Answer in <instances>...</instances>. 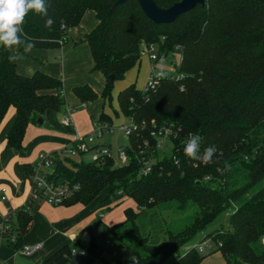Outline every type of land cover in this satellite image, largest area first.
<instances>
[{
  "label": "trees",
  "instance_id": "16d2710c",
  "mask_svg": "<svg viewBox=\"0 0 264 264\" xmlns=\"http://www.w3.org/2000/svg\"><path fill=\"white\" fill-rule=\"evenodd\" d=\"M115 1L47 0L56 23L46 27V18L30 12L23 25L32 49L55 48L87 10H94L99 22L84 41L94 69L106 76L104 101L111 102L115 81L138 63L145 45H156L159 58L181 54L177 74L160 77L154 88L133 82L119 91L115 116L122 113L138 125L128 135L126 163L117 165L112 155L98 163L53 152L51 179L79 186L60 205H89L106 187L124 191L136 203L125 209L124 220L109 227L130 258L102 256L89 228L77 234L74 245L105 264H163L231 209L227 225L209 233L211 243L226 264H264V0H206L168 25L152 21L137 0L112 7ZM177 1L155 0L163 8ZM19 51L24 53L22 47ZM9 55L0 47V124L13 106L6 148H21L28 125L48 110H60L65 96L59 77L41 69L22 74ZM74 93L84 103L99 98L87 84L74 87ZM98 121L113 124V116L103 110ZM163 126L180 133L171 152L160 157V137L151 132ZM188 134L201 137V152L215 147L211 163L184 155L181 140ZM150 159L152 170L142 174V161ZM19 170L30 178L34 165L20 164ZM36 203L15 209L9 218L8 246H23ZM71 257L67 244L36 264H67ZM204 257L192 246L171 264H200Z\"/></svg>",
  "mask_w": 264,
  "mask_h": 264
},
{
  "label": "crops",
  "instance_id": "0c3cea01",
  "mask_svg": "<svg viewBox=\"0 0 264 264\" xmlns=\"http://www.w3.org/2000/svg\"><path fill=\"white\" fill-rule=\"evenodd\" d=\"M98 22L96 12L87 10L80 23L68 30L67 42L51 48L55 49V53L59 51V56L53 55L51 49L46 48H34L27 53L19 51L24 58L15 62L17 70L30 75L41 69L59 77L63 82L65 104L60 110L46 111L41 116L44 119L43 125H38L37 120L31 122L21 148H6L7 132L15 117V108L11 106L6 112L0 124V215L4 216L10 209L22 206L29 208L26 200L31 191V183L20 172V164L35 165L40 152L58 151L63 141L71 139L73 142L79 135L93 131L102 110L94 118L88 103L82 102L74 93V87L87 84L99 94L96 101L103 100L101 94L107 79L101 71L94 69L90 46L84 41L85 35ZM148 58L153 61L149 55ZM152 69L154 67L149 71L147 79ZM144 85L139 88L143 89ZM65 116L70 117V123L64 122ZM2 195L5 199L1 198ZM81 208L83 205H54L47 201H39L34 205L32 220L23 241L28 244L40 243L41 246L30 256V264L44 261L62 246L74 242L77 234L87 228V219L78 218ZM200 251L205 255L200 264H226L223 254L215 249L213 243L210 242V246Z\"/></svg>",
  "mask_w": 264,
  "mask_h": 264
},
{
  "label": "rangeland",
  "instance_id": "374dc122",
  "mask_svg": "<svg viewBox=\"0 0 264 264\" xmlns=\"http://www.w3.org/2000/svg\"><path fill=\"white\" fill-rule=\"evenodd\" d=\"M157 47V46H156ZM51 49V48H50ZM49 49V50H50ZM55 49H51V53L53 55L57 54L59 56V51L54 52ZM170 58L166 60L163 59V63L161 64V58L157 60H153L152 62L148 58L147 50H142L140 54V60L138 63L132 67L125 75L123 79L116 80L114 83V88L112 91V100L111 102L101 100L89 102V110L94 114V118L99 114L102 110L109 111L111 114L114 113V109L120 112V108L118 105L117 95L119 90L132 81L136 83L138 87H142L145 84L149 71L152 67L156 73L162 71L164 74L174 75L177 74V67L181 60V54L179 52H173L170 55ZM32 72V71H31ZM132 80V81H131ZM103 106V107H102ZM82 109H86L83 107ZM57 112V111H55ZM113 132H105L103 135L98 136L92 141L90 144L100 143L111 146L112 157L114 162L117 165H121L120 153L121 149L126 148L129 144V138L127 134L120 130L118 127L121 123H125L128 119L120 113L119 116H115L113 114ZM90 132V131H89ZM88 132V133H89ZM92 132V131H91ZM90 132V133H91ZM84 133V135L88 134ZM83 134L79 135L74 140L84 136ZM162 146L158 150V155L161 157L164 154H169L172 149L171 141L167 139H162ZM71 139L63 141L62 147L58 150L61 158L65 156L70 157L74 160L89 159L90 153L77 156H69L66 152L64 153V149L68 148L71 145ZM126 151V150H125ZM47 152V151H45ZM264 183V182H263ZM83 205V208L78 212L79 219H87V228L91 229L97 245L101 252H105L109 257H118V258H130L131 252L126 248V246L110 233L109 227L114 224L124 220L125 218V209L128 207L136 208V203L133 198L128 196L124 191L120 193L111 192L109 187H106L97 197L96 199L89 205ZM75 205V204H73ZM231 209L225 210L218 219L210 225L207 229L199 232L196 237L190 241V243L181 246L177 249V251L168 257L163 264H171L173 263L179 256L184 254L187 250H189L192 246L201 245V243H210L211 237L208 236L211 231L220 227L221 225H227L229 215L231 213ZM185 215V214H184ZM178 216V215H176ZM0 237V243H2L3 251L0 252V260L8 262V264H30V256H24L21 254V248H16L13 246H8ZM72 251L76 250V246L73 242L69 243ZM1 245V244H0ZM23 245H28V243H23ZM115 253V255H114Z\"/></svg>",
  "mask_w": 264,
  "mask_h": 264
},
{
  "label": "built area",
  "instance_id": "2783aa9c",
  "mask_svg": "<svg viewBox=\"0 0 264 264\" xmlns=\"http://www.w3.org/2000/svg\"><path fill=\"white\" fill-rule=\"evenodd\" d=\"M67 42L66 39H62L60 43L63 45ZM147 50L150 59L157 60L158 52L157 47L154 44L145 45L143 50ZM164 60H166V56H162ZM160 59V58H159ZM172 76V75H170ZM160 77L157 75L154 69H152L151 74L149 75L143 89L148 90L150 88H154L159 83ZM183 88V87H182ZM71 119L68 116H65L64 122L70 123ZM138 125L131 119H128L127 122L121 123L119 125V129L123 130L127 136L130 135L134 130H136ZM114 126L108 122L96 121L94 124V129L91 133L82 136L76 140L78 143L76 146H69L65 148L63 151L66 152L69 156H83L87 153H90L89 159H85L87 161H93L98 163H103L106 157H110L112 155V151L109 145L106 144H98L94 146V144H90L94 139L98 136L103 135L105 132H113ZM179 130L173 128L172 126H163L158 130H153L151 132L152 135H157L160 137L158 142V148L162 146V139H167L171 141L172 147L174 145L173 139L179 138ZM189 134L183 136L181 140V144L184 145V142L188 139ZM56 159V155L53 152H40L38 158L34 165V172L30 176L31 183V191L26 200L27 204H31L38 201H47L54 205H60L65 200H67L71 195L79 189L77 184H70L67 181H57L55 179H51V174L53 173V165ZM120 159L122 164L128 161V155L124 149H121ZM154 159L143 160L141 173L148 174L152 170V162ZM210 177L207 176L206 179ZM2 199H5V196H1ZM15 210L10 209L9 212L2 216L0 215V237L2 240H5V234L9 232L11 228L9 218L14 214ZM11 241L15 240V235L9 237ZM41 244H28L23 245L21 247V254L24 256H31L34 254L39 248ZM210 246V243H201L199 245V249L203 250L206 247ZM115 255V253H114ZM102 256L109 257L105 252H102ZM0 264H8L6 261L0 260ZM67 264H105L101 259H90L89 254L85 250H73L72 257L68 261Z\"/></svg>",
  "mask_w": 264,
  "mask_h": 264
},
{
  "label": "clouds",
  "instance_id": "9594fccd",
  "mask_svg": "<svg viewBox=\"0 0 264 264\" xmlns=\"http://www.w3.org/2000/svg\"><path fill=\"white\" fill-rule=\"evenodd\" d=\"M48 9L47 0H0V47L12 53L8 57L10 62L24 58L19 53L21 47L25 53L31 52L34 47L32 38L23 29L30 12L46 18V27H51L56 23L49 15ZM162 63L163 58H161ZM157 75L164 78L165 74L160 71ZM200 142V136L189 134L188 139L184 142L183 153L187 158L207 165L213 161L216 149L214 146H209L201 152Z\"/></svg>",
  "mask_w": 264,
  "mask_h": 264
},
{
  "label": "water",
  "instance_id": "95a60500",
  "mask_svg": "<svg viewBox=\"0 0 264 264\" xmlns=\"http://www.w3.org/2000/svg\"><path fill=\"white\" fill-rule=\"evenodd\" d=\"M126 0H116L112 7L124 3ZM144 13L155 23L168 25L174 22L180 15L194 8L197 4L205 5L206 0H180L167 8L157 5L155 0H137ZM114 76L111 75L110 79ZM44 119L40 116L37 119L38 125H43Z\"/></svg>",
  "mask_w": 264,
  "mask_h": 264
}]
</instances>
